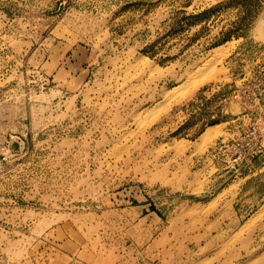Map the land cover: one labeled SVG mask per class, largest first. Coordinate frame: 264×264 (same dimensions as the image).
<instances>
[{"label":"rangeland","instance_id":"rangeland-1","mask_svg":"<svg viewBox=\"0 0 264 264\" xmlns=\"http://www.w3.org/2000/svg\"><path fill=\"white\" fill-rule=\"evenodd\" d=\"M263 65L264 0H0V264H264Z\"/></svg>","mask_w":264,"mask_h":264},{"label":"built area","instance_id":"built-area-1","mask_svg":"<svg viewBox=\"0 0 264 264\" xmlns=\"http://www.w3.org/2000/svg\"><path fill=\"white\" fill-rule=\"evenodd\" d=\"M237 88L235 97L242 99L246 105L249 104L244 111L250 116L254 113L264 115L261 112L264 108V65ZM239 131L235 138L223 139L215 144V148L222 152L229 167L234 170L252 163L254 158L264 153V120L260 116Z\"/></svg>","mask_w":264,"mask_h":264},{"label":"bare ground","instance_id":"bare-ground-1","mask_svg":"<svg viewBox=\"0 0 264 264\" xmlns=\"http://www.w3.org/2000/svg\"><path fill=\"white\" fill-rule=\"evenodd\" d=\"M224 48L225 47H223V48H218V52H217V56H218V58L219 57H225L226 55H227V53H228V51L229 50H224ZM223 49V50H222ZM216 51V50H215ZM230 52V51H229ZM216 56V55H215ZM215 58V57H214ZM216 59V58H215ZM220 59V58H219ZM218 60V59H217ZM181 88V90H183V89H186L185 87H183V89H182V87H180ZM176 90V91H175ZM175 90L174 91H172V93L170 92V93H168L169 95H167V94H165L166 95V97L168 98V100L170 101V99H172L173 97L175 98L179 93H178V91L180 92V90L178 89V91H177V89L175 88ZM185 92H187V93H184L182 96H183V98H185L184 97V95L185 94H188V91H185ZM165 97V98H166ZM166 98V99H167ZM167 100V101H168ZM165 101V100H164ZM166 101V102H167ZM165 102V103H166ZM163 104V103H162ZM160 105V104H159ZM161 106V105H160ZM160 106H158V107H160ZM163 108V107H162ZM157 109V108H156ZM156 109H154V110H156ZM159 109V108H158ZM157 109V110H158ZM160 110H161V108H160ZM160 110H158V111H160ZM162 111V110H161ZM161 111H160V113H161ZM156 112V111H155ZM155 112H154V114H155ZM163 112V111H162ZM159 113V112H158ZM149 114V113H148ZM162 114V113H161ZM157 115H159V114H157ZM156 115V116H157ZM153 116V115H152ZM155 117V116H154ZM148 118V117H147ZM217 127L216 126H211V127H208V129L202 134V141L203 142H208L209 140H211L213 137H214V135H215V133H216V131H217V129H216ZM204 144V143H203Z\"/></svg>","mask_w":264,"mask_h":264},{"label":"crops","instance_id":"crops-1","mask_svg":"<svg viewBox=\"0 0 264 264\" xmlns=\"http://www.w3.org/2000/svg\"><path fill=\"white\" fill-rule=\"evenodd\" d=\"M254 174H256V173H254Z\"/></svg>","mask_w":264,"mask_h":264}]
</instances>
